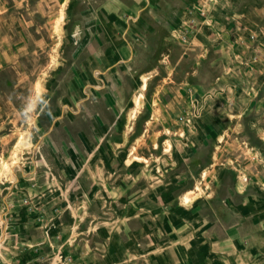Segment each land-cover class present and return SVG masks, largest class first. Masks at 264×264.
I'll return each instance as SVG.
<instances>
[{"label": "crops", "instance_id": "crops-1", "mask_svg": "<svg viewBox=\"0 0 264 264\" xmlns=\"http://www.w3.org/2000/svg\"><path fill=\"white\" fill-rule=\"evenodd\" d=\"M129 1L88 6L85 54L98 65L83 68L101 84L70 85L51 110L44 102L35 115L49 121V147L0 184V264H264L263 151L237 144L234 169L222 166L221 151L202 167L189 149L174 152L169 129L198 100L202 85L193 90L190 79L205 76V58L177 46L159 74L141 72L146 46L171 42L174 27L157 22V0ZM51 3L36 13L29 0H0V65L12 59L8 45L27 51L46 43L41 29L60 34L61 0ZM228 9L229 26L214 27L213 78L243 94L240 111L254 127L264 110V0H232ZM148 79L155 83L144 91Z\"/></svg>", "mask_w": 264, "mask_h": 264}, {"label": "rangeland", "instance_id": "rangeland-1", "mask_svg": "<svg viewBox=\"0 0 264 264\" xmlns=\"http://www.w3.org/2000/svg\"><path fill=\"white\" fill-rule=\"evenodd\" d=\"M52 1L41 0L40 4L39 0H29V5L31 10L37 13L38 8L49 9ZM100 1L61 0L62 28L58 36L54 38L58 29H41L39 33L44 32L46 36L45 44L38 45L32 42L27 51L22 48L15 50V46H7L12 59L0 65V101L6 103V107L0 110V184L2 181L13 179L26 156L49 147V143L43 140L44 133L49 130V121L42 119L41 115H35L44 102L46 108L51 110L55 106L50 104L59 97L69 96L67 88L70 85L82 90L84 86L88 88L92 84H101V74L99 78H93L92 73H88V76L83 68L86 64L95 65L94 68L98 65L93 60L88 63L86 58L85 42L88 32L85 22L88 10L100 4ZM157 1L159 6L157 22L166 26L171 24L174 27L170 34L173 40L171 42L166 40V44L168 43L166 45L164 41L156 39L153 44L147 45L143 56L144 66L140 71L146 72L148 76L152 74L151 69L157 73V68L158 70L162 68L160 59L165 53L175 50L177 46L190 47L194 52L202 51L205 58L201 64L205 76L197 78V75H194L190 79L192 88V84L202 85L201 92H196L193 88L194 96L200 101L194 100L192 107L188 108L189 113L196 116H191L189 125L182 123L178 118L179 122L169 129V134L173 137L174 152L182 147L189 149L193 159L191 163L202 167L209 165L212 156L217 151H221L222 154L218 157L221 158L220 163L233 169L236 164L231 157L237 144H240L241 148L252 150V146L249 145L252 143L264 153V110L260 109L257 114L261 117V121H257L255 126L251 127L247 121L252 115L242 114L240 111L243 94L240 96V93L234 90L229 92L225 87V89L220 88L213 78V73L219 67V63L215 62L218 56L213 49L214 27L218 20H222L223 25L226 23L225 27L229 26L233 14L228 8L232 0ZM170 7L172 9H169ZM37 16L40 17L38 14ZM159 26V39L166 38V29H162V25ZM131 47L135 48V45L131 44ZM108 48L109 46L106 45V49ZM101 62L104 68L105 61ZM149 80L143 83L144 91L150 90L152 86L149 88V84L155 83ZM220 94L228 99L225 108L223 104L220 105L218 97ZM246 95L250 94L246 93ZM82 96L84 93L78 92V98ZM142 96L144 97L145 94ZM134 99L136 101V96ZM237 122L241 125H235ZM234 128L238 129L232 131ZM256 129L259 135L254 133ZM157 148L155 147V150ZM240 150L238 152H241ZM142 161L146 162L144 158ZM238 175L242 182H248V178L244 180L247 176L243 173ZM207 188L210 190L209 184ZM197 189L198 192L204 193L201 187ZM6 191L3 185L0 186V197L5 196ZM205 192L208 193L207 189ZM188 196H193V193ZM1 217L0 215V221Z\"/></svg>", "mask_w": 264, "mask_h": 264}, {"label": "built area", "instance_id": "built-area-1", "mask_svg": "<svg viewBox=\"0 0 264 264\" xmlns=\"http://www.w3.org/2000/svg\"><path fill=\"white\" fill-rule=\"evenodd\" d=\"M192 117H195L196 114H194V116L192 114L189 113V111L183 113L181 116H179V119L182 123L189 125L190 124V119ZM244 180H247V177H244Z\"/></svg>", "mask_w": 264, "mask_h": 264}]
</instances>
